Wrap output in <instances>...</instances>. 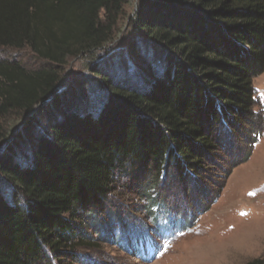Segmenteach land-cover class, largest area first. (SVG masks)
<instances>
[{
    "label": "trees",
    "instance_id": "obj_1",
    "mask_svg": "<svg viewBox=\"0 0 264 264\" xmlns=\"http://www.w3.org/2000/svg\"><path fill=\"white\" fill-rule=\"evenodd\" d=\"M72 60L86 77L55 91ZM263 72L264 0H0V264L122 243L107 200L125 177L165 215L162 180L218 174L207 212L264 133Z\"/></svg>",
    "mask_w": 264,
    "mask_h": 264
},
{
    "label": "rangeland",
    "instance_id": "obj_2",
    "mask_svg": "<svg viewBox=\"0 0 264 264\" xmlns=\"http://www.w3.org/2000/svg\"><path fill=\"white\" fill-rule=\"evenodd\" d=\"M127 24L125 18L115 40L106 47L107 56L120 54L127 47ZM106 57L102 70L108 71L111 65L106 64ZM82 65L80 60L69 63L61 88L82 80ZM253 86L259 105L256 110L264 122V72L254 79ZM238 138V134L234 136L233 143L242 155L246 147ZM219 154L227 160L221 151ZM213 174L184 182L172 176L162 180L149 195H156V203L164 204L165 215L162 210L148 212L150 203L139 193L146 176L139 174L134 181L125 177L107 200L113 215V237L118 235L117 229L128 232L123 242L103 238L94 248L77 252L81 262L63 264H248L264 259V133L249 160L231 171L217 200L204 212L207 198L222 181Z\"/></svg>",
    "mask_w": 264,
    "mask_h": 264
},
{
    "label": "water",
    "instance_id": "obj_3",
    "mask_svg": "<svg viewBox=\"0 0 264 264\" xmlns=\"http://www.w3.org/2000/svg\"><path fill=\"white\" fill-rule=\"evenodd\" d=\"M64 82H65L64 80H61L60 83L56 86L55 91H56L57 89L61 88L62 85L64 84ZM55 91H54V92H55ZM52 95H53V93L50 94L47 98H50Z\"/></svg>",
    "mask_w": 264,
    "mask_h": 264
}]
</instances>
